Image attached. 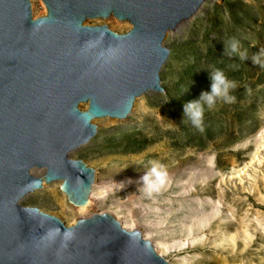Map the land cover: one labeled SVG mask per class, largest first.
<instances>
[{
	"label": "rangeland",
	"instance_id": "obj_1",
	"mask_svg": "<svg viewBox=\"0 0 264 264\" xmlns=\"http://www.w3.org/2000/svg\"><path fill=\"white\" fill-rule=\"evenodd\" d=\"M29 1L33 19L46 15L41 0ZM191 19L163 40L169 51L160 71L164 95L137 98L126 122L93 121L96 135L72 155L94 169L95 201L80 210L53 182L20 205L66 226L94 214L118 216L121 226L126 220L153 247L166 248L171 264H264V0H204ZM83 24L119 34L130 29L113 17ZM233 38L246 60L226 53ZM213 68L236 82L235 102L205 107L199 131L186 118L181 122L183 105L210 91ZM149 161L169 174L152 196L139 182Z\"/></svg>",
	"mask_w": 264,
	"mask_h": 264
},
{
	"label": "water",
	"instance_id": "obj_2",
	"mask_svg": "<svg viewBox=\"0 0 264 264\" xmlns=\"http://www.w3.org/2000/svg\"><path fill=\"white\" fill-rule=\"evenodd\" d=\"M41 1L33 19L29 0H0V264H171L108 213L66 226L20 201L60 182L71 205L88 203L95 171L69 154L96 135L93 120H125L143 94L164 95L165 35L204 0ZM109 17L130 29L83 24Z\"/></svg>",
	"mask_w": 264,
	"mask_h": 264
},
{
	"label": "clouds",
	"instance_id": "obj_3",
	"mask_svg": "<svg viewBox=\"0 0 264 264\" xmlns=\"http://www.w3.org/2000/svg\"><path fill=\"white\" fill-rule=\"evenodd\" d=\"M225 51L228 55L236 54L240 60H246L247 52L240 50L239 41L234 38L229 41ZM253 62H256L255 57ZM210 72V91L201 92L198 99L187 102L183 105L182 119L185 118L191 125L199 131H203L204 119H205V107L209 110L212 109L217 101H223L224 103H234L235 97L231 95L232 90L237 87L235 81L230 80L225 72L219 68H213ZM150 167L146 173L140 178L142 183V190L147 196H152L153 193H158L169 182V174L164 164L158 161H149ZM127 182H131L128 180ZM125 182L116 183L123 185ZM71 233L67 234V237H71Z\"/></svg>",
	"mask_w": 264,
	"mask_h": 264
},
{
	"label": "bare ground",
	"instance_id": "obj_4",
	"mask_svg": "<svg viewBox=\"0 0 264 264\" xmlns=\"http://www.w3.org/2000/svg\"><path fill=\"white\" fill-rule=\"evenodd\" d=\"M200 9V8H199ZM197 13V12H196ZM195 13V14H196ZM194 14V15H195ZM193 15V16H194ZM192 16V17H193ZM191 17V18H192ZM191 18H189V19H191ZM189 19L188 20H185V21H182L181 22V25L180 26H178L179 28L182 26V25H184V24H186V23H188L189 22ZM192 20V19H191ZM129 25V24H128ZM129 27V26H128ZM130 28V27H129ZM179 28H177V29H179ZM168 34V37L169 36H172V34L173 33H175L174 31H168L167 32ZM148 92H151V91H148ZM84 107H86V106H84ZM105 119V118H104ZM107 119V118H106ZM105 119V120H106ZM96 120H98V119H96ZM93 121H95V120H93ZM127 121V120H126ZM126 121H121V120H117L115 123H123V122H126ZM93 123V122H92ZM76 151V150H75ZM75 151H73V152H71L70 154H69V158H71L72 159V155L74 154V152ZM31 174L34 176V177H39V178H43V176H44V174H45V170L44 169H35V170H32L31 171ZM58 183H60V182H58ZM94 185V184H93ZM92 185V188H91V192H90V195H89V197H90V199L88 200L89 201V204H88V206L87 207H89L95 200H94V195H95V192L97 191V189H96V187H97V185L95 184L94 186ZM30 194V193H29ZM29 194H27L20 202H22V201H24V200H26L28 197H30L31 195H29ZM66 197V196H65ZM97 197L99 198V199H101L100 198V193L99 192H97ZM67 199V198H66ZM87 205V204H86ZM81 207H84V206H81ZM87 207H84V208H81L80 210H84V209H86ZM80 208V207H79ZM115 218H116V220H118V221H120V217H118V216H115V215H113ZM122 227L124 228V229H126V230H128V231H133V230H136V228L133 226V225H130V224H128L127 222H126V220H125V222H122ZM143 238L146 240V241H149L150 242V238L149 237H147L146 235L145 236H143ZM154 250H155V252L159 255V256H161L162 258H164L165 257V255H167V253H168V250L166 249V248H163V247H160V246H158V245H155L154 246Z\"/></svg>",
	"mask_w": 264,
	"mask_h": 264
}]
</instances>
